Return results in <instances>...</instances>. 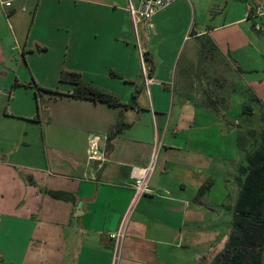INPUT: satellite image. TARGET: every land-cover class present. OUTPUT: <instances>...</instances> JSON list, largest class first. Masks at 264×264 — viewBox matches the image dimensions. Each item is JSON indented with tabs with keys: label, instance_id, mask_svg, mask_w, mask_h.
<instances>
[{
	"label": "crops",
	"instance_id": "0c3cea01",
	"mask_svg": "<svg viewBox=\"0 0 264 264\" xmlns=\"http://www.w3.org/2000/svg\"><path fill=\"white\" fill-rule=\"evenodd\" d=\"M126 7L0 0V264H112L131 168L154 143L118 264H210L226 241L249 151L239 112H264V0H176L140 43ZM63 72L135 103L77 98Z\"/></svg>",
	"mask_w": 264,
	"mask_h": 264
},
{
	"label": "trees",
	"instance_id": "16d2710c",
	"mask_svg": "<svg viewBox=\"0 0 264 264\" xmlns=\"http://www.w3.org/2000/svg\"><path fill=\"white\" fill-rule=\"evenodd\" d=\"M62 82L73 84L72 95L77 98L105 103L118 108H131L135 97L129 104H122L118 98L100 88L90 86L82 80L79 73L63 72ZM254 112L251 107L242 110V115ZM260 123L253 126L244 125L246 138H249V151L245 163L238 167L237 183L239 186L236 202L233 206L231 228L222 249L217 252L210 264H262L264 248V112H260ZM130 125L122 120L109 137L121 133ZM243 128V127H242ZM248 140V139H247ZM210 183L198 190V195L204 194ZM63 194H55L61 197Z\"/></svg>",
	"mask_w": 264,
	"mask_h": 264
},
{
	"label": "built area",
	"instance_id": "2783aa9c",
	"mask_svg": "<svg viewBox=\"0 0 264 264\" xmlns=\"http://www.w3.org/2000/svg\"><path fill=\"white\" fill-rule=\"evenodd\" d=\"M176 0H137L135 3L133 0H127V12L129 14L135 36L137 37V28L143 21H150L156 14L163 11L170 4ZM11 6L10 2L5 4ZM257 14L260 13V9L256 10ZM139 60L141 76L144 84L147 87L153 82L150 78V68L147 65L144 52L139 48ZM94 145V142H93ZM158 146L154 143V149L150 156L149 163L144 168L132 167L130 171V178L133 179L132 190L133 195L130 201V205L121 219L118 229L110 234V239L113 242V256L112 264H118L121 252V245L125 237L126 225L132 208L139 201L140 198L149 193V180L154 171L156 157L158 152Z\"/></svg>",
	"mask_w": 264,
	"mask_h": 264
},
{
	"label": "rangeland",
	"instance_id": "374dc122",
	"mask_svg": "<svg viewBox=\"0 0 264 264\" xmlns=\"http://www.w3.org/2000/svg\"><path fill=\"white\" fill-rule=\"evenodd\" d=\"M142 28H141V26H139L138 28H137V33H138V40H139V43H140V41H142V39H143V31L141 30ZM36 50H38L37 49V47L35 48ZM54 50H55V53H54ZM57 54H59V52H58V50H57V48H55V49H53L52 48V52H51V55L50 56H58ZM49 56V58H52V57H50ZM203 70H204V67H203ZM251 108H252V111L254 110V108H255V110H256V112H254V116L253 117H251L252 115H250L249 114V112H246L244 115H242V110L240 111V109L239 110H237V111H240L239 112V114H240V125H242V126H244V125H246V124H248V123H251L253 126H256V125H258L259 123H260V110L257 108V106L256 105H254L253 106V104H252V102H248L247 103ZM229 108V107H228ZM234 110V108H232L231 110H230V112H231V114H234L235 113V111H233ZM219 250H221V248L219 249ZM219 250H215V251H213V254H215L216 252H218Z\"/></svg>",
	"mask_w": 264,
	"mask_h": 264
},
{
	"label": "water",
	"instance_id": "95a60500",
	"mask_svg": "<svg viewBox=\"0 0 264 264\" xmlns=\"http://www.w3.org/2000/svg\"><path fill=\"white\" fill-rule=\"evenodd\" d=\"M262 264H264V248H263V252H262Z\"/></svg>",
	"mask_w": 264,
	"mask_h": 264
}]
</instances>
